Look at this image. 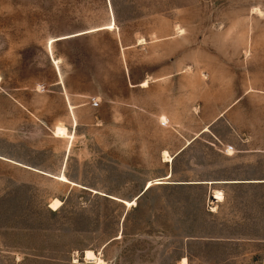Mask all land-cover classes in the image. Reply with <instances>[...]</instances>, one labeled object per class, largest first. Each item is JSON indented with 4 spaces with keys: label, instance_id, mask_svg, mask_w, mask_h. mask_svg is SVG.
I'll list each match as a JSON object with an SVG mask.
<instances>
[{
    "label": "rangeland",
    "instance_id": "obj_1",
    "mask_svg": "<svg viewBox=\"0 0 264 264\" xmlns=\"http://www.w3.org/2000/svg\"><path fill=\"white\" fill-rule=\"evenodd\" d=\"M201 131L264 177V0H0V150L55 171L0 159V264H178L159 185Z\"/></svg>",
    "mask_w": 264,
    "mask_h": 264
},
{
    "label": "crops",
    "instance_id": "obj_2",
    "mask_svg": "<svg viewBox=\"0 0 264 264\" xmlns=\"http://www.w3.org/2000/svg\"><path fill=\"white\" fill-rule=\"evenodd\" d=\"M65 99L68 105L67 92ZM17 105L22 107L19 103ZM204 133L201 131L182 142L172 154L175 155L174 161L165 173L172 172V177L166 184L159 185L163 190L169 188L166 190L171 196L176 193L183 197L176 204L172 201L168 204L173 217L170 221L174 222L170 226L180 230L177 262L184 264L186 259L185 264H264L261 144L200 140ZM41 149L30 147L35 153ZM15 152L2 149L0 159L15 165L35 166L40 171L37 173L43 175L55 172L22 159ZM182 158L188 161L187 170L176 171L174 163ZM252 161V165L259 167L256 171L253 167L249 169ZM216 191L223 194L222 200L214 198Z\"/></svg>",
    "mask_w": 264,
    "mask_h": 264
},
{
    "label": "bare ground",
    "instance_id": "obj_3",
    "mask_svg": "<svg viewBox=\"0 0 264 264\" xmlns=\"http://www.w3.org/2000/svg\"><path fill=\"white\" fill-rule=\"evenodd\" d=\"M110 27H113V26H110ZM148 83H149V80L143 82V85L147 86ZM55 135L56 136H63V137L68 136L67 135V128L64 126H58L55 130ZM163 156L165 158V161L171 160V156L168 153V151H164ZM221 194H222L221 192L216 191V195H221ZM61 205H62V201L58 198H55L52 200L50 207L53 210H57L60 208ZM85 258L87 261H92V262L99 263V264L104 263V261L98 255H96V253L93 250H90V249L85 251ZM186 262H187L186 259H184L183 263L185 264Z\"/></svg>",
    "mask_w": 264,
    "mask_h": 264
}]
</instances>
